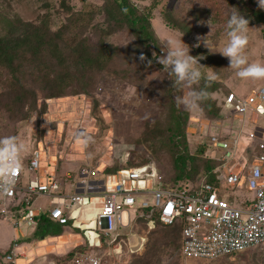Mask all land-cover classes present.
<instances>
[{
    "label": "rangeland",
    "instance_id": "1",
    "mask_svg": "<svg viewBox=\"0 0 264 264\" xmlns=\"http://www.w3.org/2000/svg\"><path fill=\"white\" fill-rule=\"evenodd\" d=\"M128 1L138 16L149 20L155 38L153 45L137 40L134 31L122 22L112 0H0V36L18 35L22 30L31 32L33 28H42L46 38L53 39L58 34L59 49L65 60L62 66L67 65L68 70L63 94L48 99L38 85L34 86L33 79L38 74L27 62L19 64L14 76L0 68V138L15 136L24 145L20 154L21 185L33 177L25 168L32 149L40 153L38 176L53 173L57 181L63 180L60 175L68 173L67 182L75 183L76 172L84 165L98 167L103 173L110 168L118 170L146 161L145 164L156 167L167 185L199 183L202 176L194 180L173 179L174 149L165 130L171 124V109H176L177 114H186L184 142L188 155H195L198 145L209 143L211 137L232 136L234 123H242L243 117L220 111L211 119L203 109V102L200 110H188L178 103L177 98L190 89L176 84V77L158 63L171 50L174 40L181 39L189 47V54L197 57L203 66L200 69L203 74L209 68L217 74L218 78L213 81L215 90L209 96L216 106L225 92L232 91L243 99L259 88L264 89V79L237 77V70L228 67V59L220 54L228 41V19L233 11H239L249 20V43L245 49L248 63L264 65V8L259 7L258 0ZM258 13L263 16V23H255ZM167 18L181 25L182 30L172 29L169 21H173ZM76 44L86 47L98 65L90 69L71 67L67 58L70 48ZM141 56L145 59H140ZM45 65L50 78L59 77L57 74L62 71L59 66L50 61ZM41 67L44 66H38ZM20 84L35 97L32 103L28 96L29 102L23 110L6 106L11 90ZM204 86L201 79L192 87L200 90ZM247 124L244 120L227 170L235 169L233 162L242 155L248 142ZM213 154L212 148L207 147L205 155L212 157ZM186 169L199 171L201 162L197 159ZM226 192L235 197L232 204L235 208L241 207L244 198L252 197L250 192L238 189ZM37 204L43 206V199ZM164 227L154 224L147 231L143 223L136 221L131 236L142 239L138 252L123 251V256L106 258V264H264V249H249L216 260L183 259L173 238L174 230L166 228L170 230L166 231ZM11 230V220L0 217V257L10 241L16 239L19 243L16 252H22L16 259L18 264H64L67 254L85 247L81 233L67 227H54L41 235L37 228L21 224ZM90 251L95 255L102 252Z\"/></svg>",
    "mask_w": 264,
    "mask_h": 264
},
{
    "label": "built area",
    "instance_id": "2",
    "mask_svg": "<svg viewBox=\"0 0 264 264\" xmlns=\"http://www.w3.org/2000/svg\"><path fill=\"white\" fill-rule=\"evenodd\" d=\"M222 100L225 114L248 116V142L233 162L240 167L233 170H227L226 165L233 161L243 121L232 136L211 137L205 143L214 152L209 158L219 162L213 170L216 185L204 180L194 186L167 185L150 164L123 166L108 175L98 167L84 165L76 172L72 189L64 192L62 183L50 173L38 176L40 153L32 149L25 168L33 177L20 184V157L16 172L0 181V217L11 220L12 230L19 224L36 228L39 218L46 216L60 227L79 231L85 247L73 252L64 264H106L108 257L138 252L142 239L133 241L132 225L143 223L149 231L154 227L153 215L162 225L180 226L178 254L183 259L216 260L264 249V89L243 99L229 91ZM237 189L252 195L242 200L240 208L232 206L235 197L226 192ZM39 199L43 206L37 204ZM18 244L11 240L0 264H18L16 259L22 253L16 252ZM91 249L102 252L95 255Z\"/></svg>",
    "mask_w": 264,
    "mask_h": 264
},
{
    "label": "trees",
    "instance_id": "3",
    "mask_svg": "<svg viewBox=\"0 0 264 264\" xmlns=\"http://www.w3.org/2000/svg\"><path fill=\"white\" fill-rule=\"evenodd\" d=\"M115 8H117L118 13L121 17L122 22H125L132 31H134L137 40L141 43H145V45H153L155 43V38L151 32L149 20L147 17L143 15H137L135 10L130 6L128 0H112ZM259 14V13H258ZM256 18V15H254ZM263 17V16H262ZM261 15L259 14V18L255 20V23H263ZM168 19V18H167ZM172 20V19H168ZM173 21V20H172ZM171 23L172 29H180L177 23L169 21ZM168 25V24H167ZM179 26V27H178ZM182 30V28H181ZM23 31V32H22ZM18 35L5 34L0 36V68L6 70L10 75L14 76V73L17 71L19 64L28 63L31 66L30 69L35 70V74H38L37 79L34 78V86L35 84L45 92L46 97L49 98H57L63 94L65 91V87L67 85L66 76L68 75L67 65L62 66L64 63V59L59 49L58 40L60 36L58 34L53 35V39L51 36L48 38L45 37L42 28H33L30 30H22ZM28 31L30 33H25ZM70 55H68V63L71 67L79 66L82 69H90L92 66H97L98 63H95V60L92 58V53L89 50L79 44L74 45L70 48ZM48 53L50 57L46 54ZM50 61L53 62V65H57L61 68V72L57 74L59 77H49L47 75L45 62ZM39 63V64H37ZM37 64V65H36ZM44 66L38 68V66ZM53 67V66H52ZM29 74V73H28ZM205 86L202 89H205L210 96V93L215 89V83L213 81L208 82L206 79H203ZM228 92H225L223 96H225ZM31 94V95H30ZM27 91L23 88L22 84L15 85V90H11L9 101L6 103V106L13 107L17 106L20 110H23V106L28 103V96H31L32 103L34 102V94L32 92ZM208 96L203 102V109L207 110V114L211 117V119H215L218 113L221 111L222 99L219 104L216 106L215 102L211 100ZM21 112V111H20ZM169 117L171 119V124L166 127V132H169V140L173 151L172 158V168L176 171L173 179L176 181L181 180H194L195 178L201 177V180H204L206 183L211 185H216L217 181L215 179V174L213 170L215 167L219 165V162L209 158L205 155V151L207 150V146L205 143L199 144L196 150L195 155H188L187 147L184 142V121L186 119L185 113H178L176 109H171L169 113ZM181 149V151L179 150ZM201 162V169L199 171H187V166L193 164L196 160ZM189 162V164H187ZM146 161L140 164L134 165H143ZM134 165H130L127 167H131ZM120 168V167H119ZM118 168V169H119ZM117 170L107 169L103 171V174H113ZM198 183V182H197ZM196 183V185H197ZM198 183V184H199ZM154 224H160L158 222L157 216L153 215L152 217ZM162 225V224H160ZM164 228H171L175 232L174 240L177 242L178 248L180 247V226L178 224L171 225H162ZM58 227L55 223L51 222L46 216H41L38 220L37 225V233L38 234H47L50 229ZM166 231H170L166 229ZM165 231V232H166ZM72 255H66L67 259ZM203 261V260H199ZM144 262L142 264H146Z\"/></svg>",
    "mask_w": 264,
    "mask_h": 264
},
{
    "label": "clouds",
    "instance_id": "4",
    "mask_svg": "<svg viewBox=\"0 0 264 264\" xmlns=\"http://www.w3.org/2000/svg\"><path fill=\"white\" fill-rule=\"evenodd\" d=\"M258 5L264 8V0H258ZM227 28L228 41L220 54L228 59V67L236 69L235 75L241 79H264V65L248 63L245 53L249 43V20L239 11H233ZM170 47L171 50L163 55L158 63L170 70V74L176 77V84L190 89L184 96L177 98L178 103L188 110H200L201 102L208 98L209 93L205 89L195 90L192 86L199 84L201 79L215 81L218 76L211 68L206 75L203 74L200 71L203 66L198 63L199 59L189 54V47L182 43L181 39L172 41ZM140 59L144 60L145 57L141 56ZM148 64H151V61H148ZM23 150L24 145L18 143L15 136L0 138V181L10 178L20 167V154Z\"/></svg>",
    "mask_w": 264,
    "mask_h": 264
},
{
    "label": "crops",
    "instance_id": "5",
    "mask_svg": "<svg viewBox=\"0 0 264 264\" xmlns=\"http://www.w3.org/2000/svg\"><path fill=\"white\" fill-rule=\"evenodd\" d=\"M263 89V88H262ZM244 120H248V116L246 117H243V120L242 121H244ZM235 124V126L233 127V129H234V132L236 133V132H238V126H240V122H238V123H234ZM233 132V133H234ZM247 145V144H246ZM238 163H239V165H241V163H242V160L241 159H239L238 160ZM235 169L236 168H239V167H237V165L234 167ZM247 169V168H246ZM244 171H246L245 169H244ZM46 173V172H45ZM51 175H53V173H50ZM56 175H53V177H55ZM60 176H62L63 177V180H59V182L60 183H62L64 180H65V177L67 176L68 177V173H64L63 175H60ZM57 177V176H56ZM70 177V176H69ZM68 180H70V178L68 179ZM67 180V181H68ZM67 181H64L63 183H62V186H63V188H64V190H66V192H68L69 190H71L72 189V186L74 185V183L73 182H67ZM244 192V191H243ZM12 231V230H11ZM134 240V239H133ZM137 239H135V241H136ZM11 242V241H10ZM10 244V243H9ZM9 244H8V246H9ZM7 246V247H8ZM7 247L3 250V252L7 249Z\"/></svg>",
    "mask_w": 264,
    "mask_h": 264
}]
</instances>
